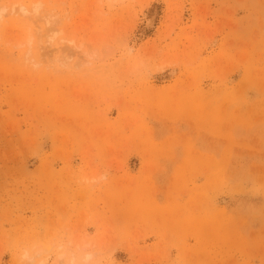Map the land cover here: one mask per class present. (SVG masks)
<instances>
[{
  "label": "rangeland",
  "instance_id": "rangeland-1",
  "mask_svg": "<svg viewBox=\"0 0 264 264\" xmlns=\"http://www.w3.org/2000/svg\"><path fill=\"white\" fill-rule=\"evenodd\" d=\"M0 13V264H264V0Z\"/></svg>",
  "mask_w": 264,
  "mask_h": 264
},
{
  "label": "bare ground",
  "instance_id": "bare-ground-1",
  "mask_svg": "<svg viewBox=\"0 0 264 264\" xmlns=\"http://www.w3.org/2000/svg\"><path fill=\"white\" fill-rule=\"evenodd\" d=\"M15 6H19V7H21V9H16L15 8ZM14 7H13V12L12 13H14V14H17V13H20V12H23L24 14H27L28 16H30L29 15V13L30 12H27L25 9H23V4H21V3H19L18 5H15ZM2 11L4 12V11H6L5 9H2ZM34 13L35 14H38L39 13V7H35V10H34ZM1 14L2 13H0V17H1ZM46 17V16H45ZM53 16H50V17H47L46 18V20L48 21L50 18H52ZM155 17V16H154ZM153 18V17H152ZM29 19L31 20V21H33V18H31V17H29ZM45 19V18H44ZM153 24H154V19H152L150 22H149V27H152L153 26ZM148 27V28H149ZM71 43H73V41H71ZM80 47H82V45H80ZM65 254L63 253L62 255H61V257H63ZM86 261H88V259H86Z\"/></svg>",
  "mask_w": 264,
  "mask_h": 264
}]
</instances>
